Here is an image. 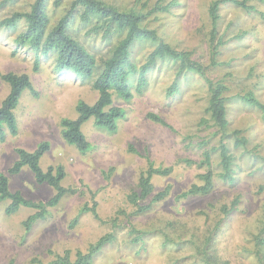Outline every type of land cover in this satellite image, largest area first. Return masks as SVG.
I'll use <instances>...</instances> for the list:
<instances>
[{"label": "rangeland", "instance_id": "374dc122", "mask_svg": "<svg viewBox=\"0 0 264 264\" xmlns=\"http://www.w3.org/2000/svg\"><path fill=\"white\" fill-rule=\"evenodd\" d=\"M4 1L0 0V21L14 10L26 9L34 0ZM72 1L63 0L59 11L50 5L54 21L65 16ZM102 1L120 11L141 10L136 0ZM140 1L147 7L142 11L144 14L157 4L169 6L165 12L148 16L145 25L156 30L173 48L192 53V59L207 68L212 80L224 81L229 88L228 96L254 92L264 103V2L250 1L248 6H253L250 11L230 3L220 6L218 26L224 44L216 45L209 40L208 9L215 1L223 0ZM72 27L74 36L98 60L119 40L113 38L110 43L89 35L88 27L79 20ZM19 31L0 26V106L10 92L3 75H28L33 88L24 91L15 110L17 136H9L0 144V173L7 174L20 159L17 149L33 152L40 143L48 142L50 149L40 160L41 168L46 171L50 166L62 165L67 173L62 185L73 186L78 193L63 198L49 210L46 220L36 222L29 231L24 223L36 210L22 208L8 215L6 209L11 202H2L0 264H52L67 251L74 262L79 251L86 253L89 246L108 234L116 239L97 254L94 264H196L193 246L186 242L178 247L177 241H188L190 237L203 241L210 229L224 219L223 208L231 209L236 200L239 204L217 237V253L229 264H264L254 246L264 219V164L261 161L234 150V184L216 180L209 195L178 198L198 183V176L206 171L185 163L186 160L200 163L203 151L198 143L205 139L210 142L209 148L217 145V138L212 136L215 130L199 126L207 118L209 100L208 88L199 75L187 74L180 90L171 93L177 64L167 62L151 72L149 84L141 94L132 89L134 97L129 101L115 95L114 105L126 110V118L119 122L116 133L98 129L94 119L87 121L82 130L93 148L82 153L63 139L61 121L78 118L80 101L90 105L97 101L95 79L59 74L53 58L43 57L37 63L28 47H20L15 42ZM216 46L217 62L223 66L212 68ZM149 52L150 46L138 44L133 49V57L142 63ZM229 113L232 128L246 130L252 140L251 147L257 146L259 155L264 156L262 113L236 102L229 104ZM149 114L157 115L164 123L152 121ZM213 157L217 163V156ZM149 162L155 167L174 170L168 176L153 178V194L140 202L152 204V208L136 215L128 196L139 193L140 175L147 170ZM215 170L220 171L216 167ZM9 187L35 202L47 201L55 193L48 184H38L28 166L17 175H9ZM167 188L169 195L153 202L154 196ZM94 202L101 220L91 212L79 215L83 206L91 208ZM132 225L143 233L138 244L132 241ZM165 235L170 241H166Z\"/></svg>", "mask_w": 264, "mask_h": 264}, {"label": "trees", "instance_id": "16d2710c", "mask_svg": "<svg viewBox=\"0 0 264 264\" xmlns=\"http://www.w3.org/2000/svg\"><path fill=\"white\" fill-rule=\"evenodd\" d=\"M18 0H5V3H16ZM63 0H34L26 9H17L11 15L0 21V26L9 30L19 31L15 42L20 47H28L37 58V63L44 58L55 60V69L59 74H72L80 79H95L93 87L99 93L97 101L90 105L80 101L77 105L78 118H64L61 121L62 136L66 143L75 146L82 153L89 152L93 146L83 133V125L90 119L95 120L96 127L110 133H116L119 129V122L126 118V110L114 105V96L118 95L125 101L134 97L133 90L141 94L149 84V76L161 65L172 62L176 65L177 75L170 92H178L187 74H196L204 81L208 88L209 100L206 109L207 118L202 119L200 127L212 128L215 131L213 137L217 138V145L209 148V141H200L199 148L203 151L200 163L186 160L188 167L197 165L206 169L198 177L199 182L193 184L178 198L190 196H205L211 194L215 188L216 180L226 184H234L235 160L234 150L252 160H259L264 164V156L259 155L258 147H251L252 140L246 130L232 128L230 119L229 104L239 103V106L256 110L262 113L264 118V103H262L254 92H247L243 95L228 96L229 88L223 80H212L207 74V68L192 59V53L179 51L154 29L145 25L148 16L158 12H165L169 9L157 4L147 14L142 11L147 8L136 0V5H141V10L120 11L116 7L105 3L102 0H73L65 16L54 21L50 12L53 5L60 10ZM252 0H223L215 1L208 9L211 21L209 40L212 44H224L223 35H220L218 22L220 20V6L233 4L239 8L250 11L253 6H248ZM264 2V0H259ZM88 27V34L94 37H101L102 40L118 42L103 55L101 60L93 54L77 37L72 33V26L75 21ZM143 44L151 47L150 54L141 63L134 59L133 49L136 45ZM211 67L217 68L223 65L217 62L219 56L218 46L214 48ZM218 50V52H217ZM230 64V63H228ZM228 77H232L231 74ZM2 79L9 85L10 92L0 106V144L5 143L8 137H16L19 128L15 110L18 107L24 91L32 90V83L28 75H17L8 73ZM133 89V90H132ZM148 117L156 123H164L157 115L149 114ZM208 147V148H207ZM50 145L42 142L33 152L24 149H17L20 159L8 170V173H0V204L10 201L6 214L13 215L22 208H31L36 213L30 216L24 223L27 231L31 230L36 222L44 221L49 215V210L59 205L63 198L74 196L78 189L62 185L67 177L65 168L62 165H53L44 171L40 166V160L48 152ZM216 153V154H215ZM214 155L217 156V163H214ZM28 166L34 173L38 184H48L54 188V195L47 201L35 202L26 199L21 192H12L9 187V175H17L23 167ZM215 167L220 169L216 173ZM173 167H155L149 162L148 168L142 172L139 179L140 191L128 196L129 202L135 209V214L140 215L151 210L152 204L141 205L140 202L147 199L154 192L153 178L156 176H168L173 172ZM109 177V175H107ZM170 193L167 188L154 196L153 202L164 200ZM94 197V196H93ZM238 200L234 201L232 208H223L224 219L220 220L214 229H210L203 241L193 240L177 241V246L191 244L195 251L194 261L196 264H229L223 261L216 248L217 237L221 232L223 223L233 213ZM91 212L97 220H101L97 212V203L93 207L85 205L81 208L79 215ZM130 234L134 235L132 240L140 243L143 233L134 225L131 226ZM139 231H137V230ZM166 236V241L170 237ZM264 219L259 229V236L255 237V248L264 260ZM113 234L102 237L95 244L89 246L86 253L79 251L77 259L73 262L70 253L67 251L64 256H58L52 264H94L95 257L104 247L115 241ZM168 245V244H167ZM263 252V254H261ZM10 264H14L11 262Z\"/></svg>", "mask_w": 264, "mask_h": 264}]
</instances>
